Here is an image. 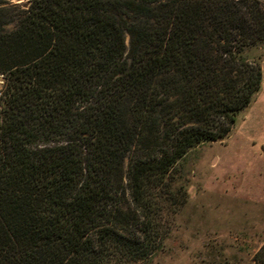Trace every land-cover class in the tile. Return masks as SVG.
Listing matches in <instances>:
<instances>
[{"label": "trees", "instance_id": "obj_1", "mask_svg": "<svg viewBox=\"0 0 264 264\" xmlns=\"http://www.w3.org/2000/svg\"><path fill=\"white\" fill-rule=\"evenodd\" d=\"M254 49L264 0H0V264L161 250L181 162L260 90Z\"/></svg>", "mask_w": 264, "mask_h": 264}, {"label": "rangeland", "instance_id": "obj_2", "mask_svg": "<svg viewBox=\"0 0 264 264\" xmlns=\"http://www.w3.org/2000/svg\"><path fill=\"white\" fill-rule=\"evenodd\" d=\"M249 55L261 56L260 90L225 138L188 152L176 174L180 204L163 247L131 264H255L264 243V49Z\"/></svg>", "mask_w": 264, "mask_h": 264}, {"label": "water", "instance_id": "obj_3", "mask_svg": "<svg viewBox=\"0 0 264 264\" xmlns=\"http://www.w3.org/2000/svg\"><path fill=\"white\" fill-rule=\"evenodd\" d=\"M2 79V77H0V80Z\"/></svg>", "mask_w": 264, "mask_h": 264}]
</instances>
